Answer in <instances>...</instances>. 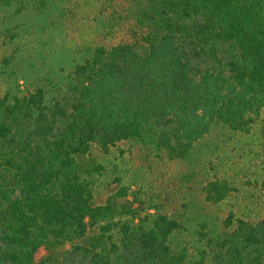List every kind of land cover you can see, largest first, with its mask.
Returning a JSON list of instances; mask_svg holds the SVG:
<instances>
[{"label": "trees", "instance_id": "trees-1", "mask_svg": "<svg viewBox=\"0 0 264 264\" xmlns=\"http://www.w3.org/2000/svg\"><path fill=\"white\" fill-rule=\"evenodd\" d=\"M109 8L119 30L64 87L0 97V264H264V217L227 213L189 258L170 245L177 220L91 187L113 151L183 160L214 125L249 133L264 107V0H103L99 14ZM229 191L202 188L213 206Z\"/></svg>", "mask_w": 264, "mask_h": 264}, {"label": "rangeland", "instance_id": "rangeland-1", "mask_svg": "<svg viewBox=\"0 0 264 264\" xmlns=\"http://www.w3.org/2000/svg\"><path fill=\"white\" fill-rule=\"evenodd\" d=\"M102 1L0 0V97L64 87L74 66L119 30L113 9L99 14ZM98 162L103 170L91 178L97 200L122 192L119 205L140 200L151 208L143 215L166 213L179 223L170 238L172 249L189 258L205 249L200 233L215 235L227 213L264 217V107L248 134L214 125L183 160L125 148ZM217 179L230 191L213 206L204 201L202 188Z\"/></svg>", "mask_w": 264, "mask_h": 264}]
</instances>
